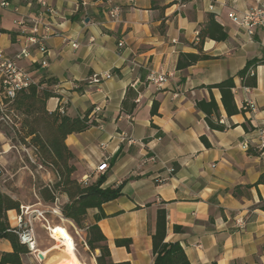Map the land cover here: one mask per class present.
<instances>
[{"label": "crops", "instance_id": "0c3cea01", "mask_svg": "<svg viewBox=\"0 0 264 264\" xmlns=\"http://www.w3.org/2000/svg\"><path fill=\"white\" fill-rule=\"evenodd\" d=\"M7 1L9 8H0V46L8 56L18 52L17 23L25 21L27 30L29 20L49 27L46 53L33 47L30 58L18 62L40 89L55 94L46 110L62 106L64 116L88 115L97 124L65 140L74 156L73 178L92 183L106 172L102 188L122 185L121 196L102 205L106 218L97 223L112 262L153 264L154 218L163 208L165 242L179 243L189 264H264V212L258 207L264 185H257L264 175V148H258L264 130V67L254 69L253 89L243 88L236 77L247 62H264V31L248 36L229 19L234 12L264 8V0H43L54 15L38 4ZM114 8L120 10L116 20L108 15ZM209 16L227 40H206L202 52L210 59L177 70L180 54H197L193 46ZM152 73L167 81L148 82ZM105 74L110 77L100 84L90 82ZM229 77H234L233 98L241 112L228 119L219 92L212 90L220 122L228 129L211 131L195 102L209 100L203 87ZM244 143L258 155H248ZM17 214L7 213L10 227ZM87 214L93 223L97 210ZM53 227L60 226L37 218L36 237L49 236ZM174 227L182 230L175 233ZM119 239L131 240L129 251L115 246ZM55 244L48 248L37 241L21 264H40L37 253L46 254L44 264L56 262ZM11 251L0 239V256ZM90 255L96 264V254Z\"/></svg>", "mask_w": 264, "mask_h": 264}, {"label": "trees", "instance_id": "16d2710c", "mask_svg": "<svg viewBox=\"0 0 264 264\" xmlns=\"http://www.w3.org/2000/svg\"><path fill=\"white\" fill-rule=\"evenodd\" d=\"M78 1L81 4V0ZM197 39V44L193 46L197 54H180L176 64L177 70H184L199 61L209 60L210 57L202 52L203 43L206 40L224 42L227 40V34L214 17L209 16L207 23L199 30ZM258 65L264 67V62L251 60L236 74L243 88L256 87L254 69ZM250 71H253L252 75ZM203 88L208 90L209 100L197 101L195 107L204 115V121L211 131L224 132L228 127L220 122V110L212 95V90L219 92L220 105L228 119L238 115L241 111L238 110L233 98L234 77ZM55 97V94L40 89L37 85L18 92L12 101L4 102L6 107L0 110V124L10 117L19 120L18 127L15 128V123L12 129L15 139L20 144L31 148L39 164L53 173L55 177L53 184L38 187L37 195L41 202L52 205L59 196H63L66 201L59 207V211L64 219L84 231L85 247L88 252L90 254L95 251L99 252V255L95 257L96 264H115L111 260L107 240L97 223L106 218L101 209L102 205L119 198L122 185L102 188L106 172L92 183H80L73 178L76 171L74 156L66 146L65 140L69 135L82 133L97 124L95 121H90L88 115L82 118H69L60 114L59 110L48 112L46 102ZM154 106L156 107V104H153L152 114L156 113ZM229 127L232 128L233 125ZM244 129L246 130V127ZM200 141L206 149L211 147L206 138L201 137ZM247 153L251 156L258 155V151L251 149L247 150ZM257 185H264V175L258 179ZM20 207L17 200L0 190V239L7 241L12 249L10 253L1 254L0 264H21V257L29 253L12 232L7 218L9 211L18 213ZM258 207L264 212V202H261ZM89 210H97V214L93 216V223L87 222ZM173 230L178 233L182 229L174 227ZM165 239L166 213L163 208H159L155 213L154 230L151 235L153 264H189L179 243L165 242ZM114 244L117 248L123 247L129 251L131 240L119 239L115 240Z\"/></svg>", "mask_w": 264, "mask_h": 264}, {"label": "built area", "instance_id": "2783aa9c", "mask_svg": "<svg viewBox=\"0 0 264 264\" xmlns=\"http://www.w3.org/2000/svg\"><path fill=\"white\" fill-rule=\"evenodd\" d=\"M27 5L31 6L32 4H38L41 7L47 9V6L43 0H22ZM0 8L6 9L9 8V3L7 0H0ZM49 14L54 15V12L48 10ZM120 10L118 8H114L109 12V17L113 20H116L119 17ZM230 21L240 30L245 32L248 36H252L255 29H261L264 31V8L256 7L244 12H234L229 16ZM28 24L30 25L29 30L25 28V21L17 23V25L21 28L20 36L17 37L16 43L18 45V52L13 56H8L3 48L0 46V110H4L6 105L5 101H12L18 92L26 90L31 86H35L36 84L33 82L32 78L19 68L18 62L21 59H29L30 58V50L35 47L40 54H45L46 49L43 44L44 40L47 38V34L49 33V27L42 25L41 22L37 20H29ZM39 27H42V33L39 32ZM1 37V34H0ZM72 48H76L75 44H72ZM42 67H46V62H41ZM250 74H253V71H250ZM109 74H105L104 76H93L90 79V82L93 84H100L102 80L108 79ZM167 78L162 75L150 74L148 77V82L159 86L162 83H165ZM60 114L64 113V109L62 106L59 107ZM5 120L9 121V118ZM260 143L258 148H264V130L259 132ZM244 150H248L247 143H244L241 147ZM154 161V159H151ZM169 173H172V170H169ZM38 218L44 220L43 212L35 210L28 214V210H19L17 216L14 219V226L10 227L12 232L17 236L19 242L24 245L29 252H32L37 247L36 233L34 229L33 218L34 215ZM49 233V231H48ZM50 237V236H49ZM38 255H42L41 253H37V261L43 263L46 259L45 255H42L43 260L38 259Z\"/></svg>", "mask_w": 264, "mask_h": 264}, {"label": "rangeland", "instance_id": "374dc122", "mask_svg": "<svg viewBox=\"0 0 264 264\" xmlns=\"http://www.w3.org/2000/svg\"><path fill=\"white\" fill-rule=\"evenodd\" d=\"M8 20V19H7ZM8 26V24H7ZM19 120L10 117L0 124V190L17 200L21 205V210H28V214L38 210L43 212L44 221L52 226L65 228L75 244V253L78 259L85 264H93L92 257L85 247V233L78 229L72 222L63 218L59 207L66 201L63 196H59L55 204L49 205L41 202L37 195L38 187L51 185L55 177L51 170L42 167L31 148L20 144L13 134V125L18 127ZM32 215L35 233V220L38 218ZM40 220V217L38 218ZM46 224V223H45ZM39 243L46 247H52L54 242L47 234H37ZM56 245V244H55ZM57 250V251H56ZM55 252L59 253L56 263L65 258L61 247L56 246ZM94 256L99 252H94ZM63 257V258H62ZM38 262V261H37ZM40 263V262H39ZM42 264V263H40ZM44 264V263H43Z\"/></svg>", "mask_w": 264, "mask_h": 264}, {"label": "bare ground", "instance_id": "6f19581e", "mask_svg": "<svg viewBox=\"0 0 264 264\" xmlns=\"http://www.w3.org/2000/svg\"><path fill=\"white\" fill-rule=\"evenodd\" d=\"M49 236H50L49 237L50 240L56 243V246L62 248L65 258L63 260H60L61 261L60 263H56V262L51 263L49 260H47L45 261L46 264H85L78 259L75 253L74 241L65 228H61V227L50 228ZM42 255L46 256V254H42Z\"/></svg>", "mask_w": 264, "mask_h": 264}, {"label": "water", "instance_id": "95a60500", "mask_svg": "<svg viewBox=\"0 0 264 264\" xmlns=\"http://www.w3.org/2000/svg\"><path fill=\"white\" fill-rule=\"evenodd\" d=\"M38 259H39V260H43L42 255H38Z\"/></svg>", "mask_w": 264, "mask_h": 264}]
</instances>
